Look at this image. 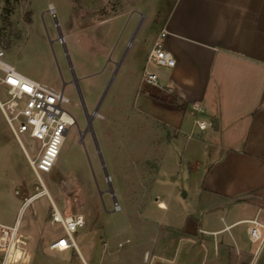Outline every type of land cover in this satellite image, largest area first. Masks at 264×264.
Returning a JSON list of instances; mask_svg holds the SVG:
<instances>
[{
  "label": "rangeland",
  "instance_id": "1",
  "mask_svg": "<svg viewBox=\"0 0 264 264\" xmlns=\"http://www.w3.org/2000/svg\"><path fill=\"white\" fill-rule=\"evenodd\" d=\"M136 1L146 11L157 0H10L11 27L3 21L5 3L0 2V47L22 75L61 91L60 70L68 79L72 65L90 114L114 76L93 120L105 166L92 134L81 139L87 120L70 88L65 93L68 108L78 125L69 129L53 171L41 174L61 214L84 217V227L74 234L79 250L50 249L67 235L60 223L52 222L54 207L44 195L20 217L21 230L30 235L31 264H108L110 258L123 264V251L129 248L146 250L147 260L157 255L172 264H242L246 256L224 248L221 235L199 231L214 224L222 229V211L206 209L209 197L203 190L208 166L222 153V131L215 130L213 119L199 115L209 127L202 133L195 129L188 139L192 116L186 133L170 140L172 131L141 113L143 97L127 67L143 51L141 30L148 25L128 23ZM0 99H7L2 84ZM20 139L23 146L0 110L2 224H14L25 198L43 190L24 151L35 159L41 144L29 134ZM246 229L241 225L234 232H241L243 245L254 252L258 245H251ZM179 230L197 232L190 238Z\"/></svg>",
  "mask_w": 264,
  "mask_h": 264
},
{
  "label": "crops",
  "instance_id": "2",
  "mask_svg": "<svg viewBox=\"0 0 264 264\" xmlns=\"http://www.w3.org/2000/svg\"><path fill=\"white\" fill-rule=\"evenodd\" d=\"M134 4L128 23H148L139 41L144 49L127 66L143 97L141 113L172 131L170 140L186 133L192 116L189 135L195 131L199 115L193 105L222 131V153L203 180L209 197L204 204L208 210L222 211V229L214 224L199 231L221 235L224 248L246 256L242 264H264V244L254 252L247 250L242 233L234 232L247 226L253 245L249 221L264 224V0H157L146 11ZM159 40L175 58L174 68L149 62ZM145 70L157 75V87L142 83ZM179 231L190 238L197 232ZM123 252V264H172L157 255L147 260L146 250ZM108 264L117 260L110 258Z\"/></svg>",
  "mask_w": 264,
  "mask_h": 264
},
{
  "label": "built area",
  "instance_id": "3",
  "mask_svg": "<svg viewBox=\"0 0 264 264\" xmlns=\"http://www.w3.org/2000/svg\"><path fill=\"white\" fill-rule=\"evenodd\" d=\"M165 36L166 32H163L162 37ZM6 57V51L0 47V84L7 87V99L4 101L0 99V110L21 145L22 134H29L32 139L40 142V149L35 159L31 158L25 148L24 151L43 190L25 198L14 224L0 223V264H31L33 253L29 245L30 235L21 230L20 217L34 201L47 195L54 207L52 222L60 223L66 232V238H60L51 244L52 250L64 252L76 248L74 234L85 225V219L81 215L64 217L61 214L55 207L41 176L42 173L53 171L63 149L66 135L71 127L76 126L77 120L68 108L71 107V102L65 93L22 75L6 60ZM148 60L160 67L174 68L176 66L175 58L165 49L162 40L155 43ZM142 83L157 87L158 77L155 73L145 70ZM192 109L198 115L204 112L196 105H193ZM194 127L199 132H204L208 129L209 123L197 118ZM193 135L194 132L189 135V139H192ZM81 139L83 141L85 137L81 136ZM249 223L251 224L250 240L261 248L264 244V224L257 219Z\"/></svg>",
  "mask_w": 264,
  "mask_h": 264
},
{
  "label": "water",
  "instance_id": "4",
  "mask_svg": "<svg viewBox=\"0 0 264 264\" xmlns=\"http://www.w3.org/2000/svg\"><path fill=\"white\" fill-rule=\"evenodd\" d=\"M60 40H61V42L64 43L63 36L60 37ZM122 62H123V60L121 62L117 63V65H116L117 72H118L120 66L122 65ZM71 68H72V72H73L75 85H76V88L78 90L79 100H80L81 106H82L83 111H84V115H85L86 120H87V127H86V129L84 131H81V136L85 137L88 133L92 134L94 142H95V144H96V146L98 148V152L100 154V157H101V160H102V164L105 166V163H104V160H103V156H102V153H101V149H100V146H99L98 138H97L94 126H93V120L96 117V114H98V112L100 111V108H101V106H102V104H103V102H104V100L106 98V95H107V93H108V91H109V89H110V87H111V85L113 83L114 76H113L112 80L110 81L109 85L107 86L106 90L104 91L101 99L99 100V103L97 104V106L95 108L94 114H90L89 111H88L87 105H86V101H85L84 95L82 93V89H81L80 83H79L80 80L77 77L76 72L74 71L72 65H71ZM62 93H64V92L62 91ZM77 125H78V123H77ZM212 126L215 129H217L216 128V121L212 122ZM105 171H106V169H105ZM106 176H107L109 184H111L110 175L107 173V171H106ZM111 190H112V187H111ZM115 202H117V200H115Z\"/></svg>",
  "mask_w": 264,
  "mask_h": 264
},
{
  "label": "flooded vegetation",
  "instance_id": "5",
  "mask_svg": "<svg viewBox=\"0 0 264 264\" xmlns=\"http://www.w3.org/2000/svg\"><path fill=\"white\" fill-rule=\"evenodd\" d=\"M59 76H60V82H61V91L66 93V91H68L70 88H73L75 90V92L77 93V96L79 98L78 90L76 88L73 75L70 76L68 79H65V77L63 76V74H62V72L60 70V75ZM79 83H80V81H79Z\"/></svg>",
  "mask_w": 264,
  "mask_h": 264
},
{
  "label": "trees",
  "instance_id": "6",
  "mask_svg": "<svg viewBox=\"0 0 264 264\" xmlns=\"http://www.w3.org/2000/svg\"><path fill=\"white\" fill-rule=\"evenodd\" d=\"M4 2L5 3V8H4V15H3V21L5 23L6 26H10L11 25L9 24V19H10V15L13 13V6L10 2V0H0V2ZM0 40H1V37H0ZM11 41H9V44L7 46L8 49L11 48Z\"/></svg>",
  "mask_w": 264,
  "mask_h": 264
}]
</instances>
